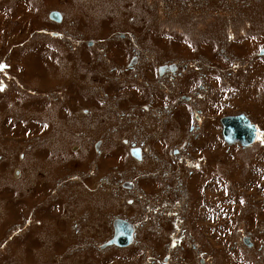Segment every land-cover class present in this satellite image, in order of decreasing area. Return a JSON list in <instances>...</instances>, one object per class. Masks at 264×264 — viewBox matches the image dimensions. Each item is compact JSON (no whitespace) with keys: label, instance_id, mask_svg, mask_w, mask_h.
<instances>
[{"label":"rangeland","instance_id":"rangeland-1","mask_svg":"<svg viewBox=\"0 0 264 264\" xmlns=\"http://www.w3.org/2000/svg\"><path fill=\"white\" fill-rule=\"evenodd\" d=\"M1 63L0 264H264V0H0Z\"/></svg>","mask_w":264,"mask_h":264},{"label":"water","instance_id":"water-1","mask_svg":"<svg viewBox=\"0 0 264 264\" xmlns=\"http://www.w3.org/2000/svg\"><path fill=\"white\" fill-rule=\"evenodd\" d=\"M51 17L58 21L61 20L62 18L59 12H52ZM160 71H161L160 74H162L163 70H160ZM243 118L244 117L241 115L225 117L224 118L225 126L228 127V129H231L234 126H237L238 130H241V131L243 130L244 132H247L246 130L242 128V125L238 126L237 124V122L241 121ZM247 127H248V132L245 134V136L241 135V136L232 137L231 133H228V130H225L226 138L228 139L229 142H234L236 140H242L243 144L249 145L255 139L256 128L252 125L247 126ZM139 150H140L139 148L134 149L133 154L137 155L136 153H138ZM114 224H115L116 234L114 235V237L106 241L102 246L104 247V246L113 245V244H116L118 246H127L130 243H132V241L134 240L135 226L132 223L124 219H116Z\"/></svg>","mask_w":264,"mask_h":264},{"label":"flooded vegetation","instance_id":"flooded-vegetation-1","mask_svg":"<svg viewBox=\"0 0 264 264\" xmlns=\"http://www.w3.org/2000/svg\"><path fill=\"white\" fill-rule=\"evenodd\" d=\"M123 37H124V34H121ZM135 60H137V57H136V59ZM176 67H175V65H173V64H171V65H169V64H167L165 67H164V69H163V71H164V73H165V75L167 76V78H169V77H171V76H175L176 75V72H172V71H176ZM169 71L171 72V73H169ZM171 74V75H170ZM237 114H239V113H237ZM249 117V116H248ZM237 124L238 125H242V128L244 129V130H246L247 132H248V127H247V123H246V121L245 120H241V121H238L237 122ZM250 124H255L256 126V135H255V141L254 142H256L258 139H259V137H260V127L261 126H259V124H257L256 122H254L253 120H251L250 119ZM262 129V128H261ZM238 131V132H237ZM237 131H236V134H238V135H240L241 133L242 134H246L247 132H244L243 130H242V132H241V130H238L237 129ZM244 132V133H243ZM241 136V135H240ZM260 140V139H259ZM254 144V143H253ZM252 144V145H253ZM241 145V144H240ZM251 145V146H252ZM242 146V145H241ZM242 147H245V146H242ZM183 219V218H182ZM180 220V219H179ZM252 246H253V243H252ZM259 249H261L260 247H259Z\"/></svg>","mask_w":264,"mask_h":264},{"label":"snow or ice","instance_id":"snow-or-ice-1","mask_svg":"<svg viewBox=\"0 0 264 264\" xmlns=\"http://www.w3.org/2000/svg\"><path fill=\"white\" fill-rule=\"evenodd\" d=\"M4 66H2V65H0V68H3ZM0 90H2V89H0Z\"/></svg>","mask_w":264,"mask_h":264},{"label":"bare ground","instance_id":"bare-ground-1","mask_svg":"<svg viewBox=\"0 0 264 264\" xmlns=\"http://www.w3.org/2000/svg\"><path fill=\"white\" fill-rule=\"evenodd\" d=\"M242 136H245V134H241Z\"/></svg>","mask_w":264,"mask_h":264}]
</instances>
